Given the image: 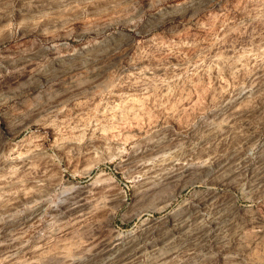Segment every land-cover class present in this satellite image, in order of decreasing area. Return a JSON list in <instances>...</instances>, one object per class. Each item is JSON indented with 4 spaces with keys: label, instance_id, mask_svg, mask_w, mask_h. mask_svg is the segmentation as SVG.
Masks as SVG:
<instances>
[{
    "label": "rangeland",
    "instance_id": "374dc122",
    "mask_svg": "<svg viewBox=\"0 0 264 264\" xmlns=\"http://www.w3.org/2000/svg\"><path fill=\"white\" fill-rule=\"evenodd\" d=\"M0 264H264V0H0Z\"/></svg>",
    "mask_w": 264,
    "mask_h": 264
}]
</instances>
